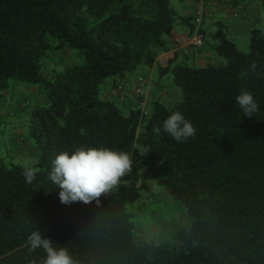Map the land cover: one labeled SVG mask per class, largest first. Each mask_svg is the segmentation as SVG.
Masks as SVG:
<instances>
[{
	"label": "trees",
	"instance_id": "1",
	"mask_svg": "<svg viewBox=\"0 0 264 264\" xmlns=\"http://www.w3.org/2000/svg\"><path fill=\"white\" fill-rule=\"evenodd\" d=\"M195 20V11L180 16L168 0H0V102L9 88L27 84L45 100L25 112L37 163L0 161V264H43L44 250L26 244L36 228L77 264H264V31L251 28L249 51L241 53L217 25L216 61L197 67L172 59L159 68L180 90L174 105L131 95L136 101L124 108L101 88L111 79L121 89L139 67L154 68L175 27L191 37ZM64 49L80 60L45 74L43 60ZM242 92L258 103L251 116L236 102ZM174 111L192 122L195 136L177 142L163 131ZM4 122L0 111V137ZM80 146L124 151L132 161L99 204H63L49 179L54 156ZM27 169L36 173L31 183ZM151 180L189 219L175 235L179 249L133 238L130 207Z\"/></svg>",
	"mask_w": 264,
	"mask_h": 264
},
{
	"label": "rangeland",
	"instance_id": "2",
	"mask_svg": "<svg viewBox=\"0 0 264 264\" xmlns=\"http://www.w3.org/2000/svg\"><path fill=\"white\" fill-rule=\"evenodd\" d=\"M168 1L172 8L180 10L182 4L180 0ZM256 1L261 17V24L256 27L264 31V7L261 5L260 0ZM230 39L234 41L239 52L247 53L249 51L248 32L231 36ZM209 44H212L211 40H209ZM61 52L57 53L56 57L51 58L49 55L43 60L45 65L43 72L45 74H51L53 70L60 71L80 60V54L75 50L64 49ZM63 52H69L70 56L65 57L66 55ZM144 68L146 69L144 66L139 67L129 78L141 72ZM111 82V79L105 80L101 88L108 87ZM161 82L165 88L171 87L177 92V98L170 105L178 103L181 100V94L180 90L174 85L172 74L165 75ZM30 87L41 90L36 85L31 84L11 87L4 92L5 98L0 102V111L5 115V122L2 127L3 134L0 137V161L7 167L12 165L33 166L40 158L36 143L28 136L25 112L33 105H41L45 101L40 102L39 93L29 92L27 88ZM101 98L106 99L108 97L101 95ZM148 184L149 191L142 192L139 200L130 207V210L134 213L132 218L134 224L133 238L179 249L182 245L176 239L177 233L182 227L189 224L185 210L180 203L157 184L156 180H151Z\"/></svg>",
	"mask_w": 264,
	"mask_h": 264
},
{
	"label": "clouds",
	"instance_id": "3",
	"mask_svg": "<svg viewBox=\"0 0 264 264\" xmlns=\"http://www.w3.org/2000/svg\"><path fill=\"white\" fill-rule=\"evenodd\" d=\"M236 102L244 114L253 115L258 103L251 92H242L236 96ZM159 133L160 128L154 129ZM163 131L175 141L183 142L196 134V128L183 113L174 111L163 121ZM132 161L127 152L108 147L80 146L71 151H61L51 160L49 179L59 188V200L63 204L92 201L100 203L101 194L109 193L131 170ZM27 183L35 179V170L24 173ZM29 251L43 249V264H77L65 247H55L54 242L36 228L26 240Z\"/></svg>",
	"mask_w": 264,
	"mask_h": 264
},
{
	"label": "crops",
	"instance_id": "4",
	"mask_svg": "<svg viewBox=\"0 0 264 264\" xmlns=\"http://www.w3.org/2000/svg\"><path fill=\"white\" fill-rule=\"evenodd\" d=\"M182 2L180 10H175L180 16H193L194 11L199 2H201L204 17L200 25L204 40L200 48L191 45L188 29L183 26H176L170 39L169 49L159 54L156 59V66L152 69H143L129 78L128 83L121 87L122 90L133 93L138 86L139 78L145 80L144 91L146 103L154 98H160L165 104H171L177 98V92L171 87L165 88L162 85V78L158 76V69L168 66L169 61L175 59L176 62H187L197 67H202L209 62L216 61V56L211 49L209 40L217 31V25H221L229 40L231 36L249 33L251 28H257L261 24L260 10L256 0H180ZM241 5L246 12V17L235 19L233 12L236 7ZM232 41V40H231ZM234 42V41H233ZM235 44V43H234ZM61 51H52L50 57H56ZM62 53V52H61ZM65 57H69V52H63ZM75 58L78 59L77 56ZM112 83V82H111ZM103 88V92L111 88ZM29 92H37L40 96V102L45 101L41 90L35 88H27ZM43 99V100H42ZM132 97L124 102L118 103L124 108H128L135 102ZM1 109V107H0Z\"/></svg>",
	"mask_w": 264,
	"mask_h": 264
},
{
	"label": "built area",
	"instance_id": "5",
	"mask_svg": "<svg viewBox=\"0 0 264 264\" xmlns=\"http://www.w3.org/2000/svg\"><path fill=\"white\" fill-rule=\"evenodd\" d=\"M195 16H196V29L190 38L191 40V45L197 48H200L202 46V37L200 36L198 32V28L202 23V19L204 17L203 9L201 2L198 3L196 9H195ZM233 17L235 19H242L246 17V12L244 11L243 7L241 5H238L233 12ZM144 85H145V80L143 78H139L138 86L134 90L133 94L128 93L120 88H111L109 91L105 92L106 95L117 98L120 101H125L127 100L128 97L131 95H135L137 97H145V91H144ZM140 106L142 108V115H146L145 112V106L146 103L145 101H142L140 103Z\"/></svg>",
	"mask_w": 264,
	"mask_h": 264
}]
</instances>
